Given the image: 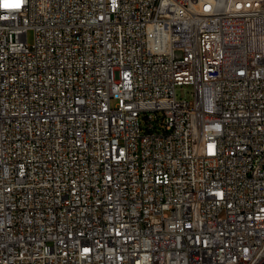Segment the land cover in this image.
I'll return each mask as SVG.
<instances>
[{
	"label": "built area",
	"instance_id": "1",
	"mask_svg": "<svg viewBox=\"0 0 264 264\" xmlns=\"http://www.w3.org/2000/svg\"><path fill=\"white\" fill-rule=\"evenodd\" d=\"M8 2L0 264H264V0Z\"/></svg>",
	"mask_w": 264,
	"mask_h": 264
},
{
	"label": "rangeland",
	"instance_id": "2",
	"mask_svg": "<svg viewBox=\"0 0 264 264\" xmlns=\"http://www.w3.org/2000/svg\"><path fill=\"white\" fill-rule=\"evenodd\" d=\"M26 37H27L28 44H31L33 41V31L31 29L27 30ZM190 91H191V87L184 85L181 88L178 87L176 89V94H177V97H185V96L189 95L188 92H190Z\"/></svg>",
	"mask_w": 264,
	"mask_h": 264
},
{
	"label": "snow or ice",
	"instance_id": "3",
	"mask_svg": "<svg viewBox=\"0 0 264 264\" xmlns=\"http://www.w3.org/2000/svg\"><path fill=\"white\" fill-rule=\"evenodd\" d=\"M3 7H5V8H19L20 4H19V2L9 3L8 0H4Z\"/></svg>",
	"mask_w": 264,
	"mask_h": 264
}]
</instances>
